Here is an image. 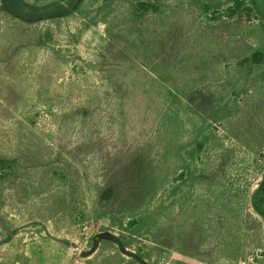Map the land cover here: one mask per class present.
Here are the masks:
<instances>
[{
    "label": "rangeland",
    "instance_id": "374dc122",
    "mask_svg": "<svg viewBox=\"0 0 264 264\" xmlns=\"http://www.w3.org/2000/svg\"><path fill=\"white\" fill-rule=\"evenodd\" d=\"M0 158V264H264V0H0Z\"/></svg>",
    "mask_w": 264,
    "mask_h": 264
},
{
    "label": "trees",
    "instance_id": "16d2710c",
    "mask_svg": "<svg viewBox=\"0 0 264 264\" xmlns=\"http://www.w3.org/2000/svg\"><path fill=\"white\" fill-rule=\"evenodd\" d=\"M260 56V53H258ZM12 162H6L0 158V167L10 165ZM252 205L255 210L264 217V176L260 180L252 195Z\"/></svg>",
    "mask_w": 264,
    "mask_h": 264
}]
</instances>
